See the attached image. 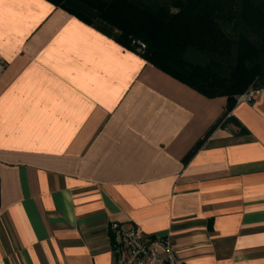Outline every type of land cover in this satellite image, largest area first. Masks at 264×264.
I'll use <instances>...</instances> for the list:
<instances>
[{
	"label": "crops",
	"instance_id": "1",
	"mask_svg": "<svg viewBox=\"0 0 264 264\" xmlns=\"http://www.w3.org/2000/svg\"><path fill=\"white\" fill-rule=\"evenodd\" d=\"M0 264H115L113 224L184 264H264V87L207 98L47 0H0Z\"/></svg>",
	"mask_w": 264,
	"mask_h": 264
},
{
	"label": "trees",
	"instance_id": "2",
	"mask_svg": "<svg viewBox=\"0 0 264 264\" xmlns=\"http://www.w3.org/2000/svg\"><path fill=\"white\" fill-rule=\"evenodd\" d=\"M207 98L225 97L218 127L233 124L235 97L264 87V0H47ZM136 41L144 44L140 49Z\"/></svg>",
	"mask_w": 264,
	"mask_h": 264
},
{
	"label": "built area",
	"instance_id": "3",
	"mask_svg": "<svg viewBox=\"0 0 264 264\" xmlns=\"http://www.w3.org/2000/svg\"><path fill=\"white\" fill-rule=\"evenodd\" d=\"M139 48L144 44L136 41ZM4 62L0 59V69ZM260 89L249 88L235 97L236 104L241 102H253ZM116 232V244L114 246L115 264H184L175 252L168 236L148 237L139 228L130 223L126 226L113 224Z\"/></svg>",
	"mask_w": 264,
	"mask_h": 264
}]
</instances>
